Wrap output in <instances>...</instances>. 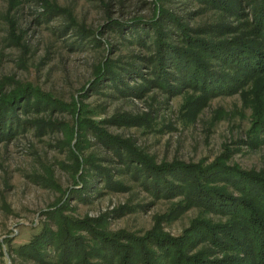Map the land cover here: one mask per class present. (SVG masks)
<instances>
[{"label":"rangeland","instance_id":"1","mask_svg":"<svg viewBox=\"0 0 264 264\" xmlns=\"http://www.w3.org/2000/svg\"><path fill=\"white\" fill-rule=\"evenodd\" d=\"M43 1L57 12H44ZM43 1L9 10L0 0V98L17 87L37 96L33 108L16 109L23 126L0 138V264H118L120 255L103 251L109 243L148 250L157 264H256L263 73L213 64L228 85L210 92L174 79L158 84L152 50L113 25L146 22L162 6L192 36L214 40L237 17L197 0ZM239 18L253 23L246 4ZM108 64L122 81L115 87L105 78L94 88ZM98 133L122 142L121 153ZM133 151L142 162L126 156ZM177 165L217 176L195 172L181 182L159 174L157 183L140 176ZM199 183L236 206L221 211L192 200ZM161 237L170 244L159 245Z\"/></svg>","mask_w":264,"mask_h":264},{"label":"trees","instance_id":"2","mask_svg":"<svg viewBox=\"0 0 264 264\" xmlns=\"http://www.w3.org/2000/svg\"><path fill=\"white\" fill-rule=\"evenodd\" d=\"M23 1L27 3L32 2V0H7L9 10L15 9L19 3ZM197 1L203 4L205 3L214 9L225 11L230 16L234 15L237 17L236 25L220 26V33L222 36L214 40L194 37L187 26L182 25L180 20L173 13L162 8V6L155 16L146 22L138 21L131 25L114 22L113 25L123 36L124 29L127 26L131 32L128 38L133 39H130L131 42H134L136 45L140 46V48L152 50L154 54L150 61L153 68L152 72L156 76V82L158 84L164 82L163 84L169 85L170 81L174 79L182 84H192L204 90L208 89L210 92L217 87L225 86V83L228 85L229 82L227 81V77L218 72L216 73L213 64H219L220 66H224L225 68L229 67L230 69L249 70L253 74L257 71V73L261 72L264 75V0ZM43 2L45 8L43 10L44 12L50 14L57 12L54 6L47 1ZM245 4L250 8L253 17L252 24L244 23V19L241 20V18H239L240 15L243 14ZM10 27L13 29L12 23ZM213 61H215V63H213ZM112 67L113 66L108 64V66H104L97 71L96 82L93 85L94 88L99 81L105 78H108L115 87L122 81L120 78L121 75L112 71ZM171 71L173 75H170ZM15 90L17 91L13 92V94L7 98H0V138L12 135L13 130H16L18 126H23L21 121L17 118L16 109L23 105V110L26 112L30 106L33 108L31 105L32 100L37 98V96L29 94L27 90H22L18 87ZM20 100L21 104L19 103ZM38 101L39 100L35 103L36 109L40 108L38 105L40 103ZM99 135L103 138V144L115 150L113 152L116 154L121 153L120 148L122 149V146H124L122 142L111 136L105 135V133ZM131 153L133 155L128 153L126 156L133 158L135 162H142V159L139 158L140 156L137 153L134 151ZM76 161L80 165L79 159L76 158ZM204 171L198 167L194 168L191 166H164V168H146L143 175L140 176L148 178L146 177L148 175L153 183L158 182L159 179L157 175L159 174H168L181 182H186L190 176H194L195 172H198L199 177L206 181H212L213 178H216L213 177V175H216V171H214L215 173ZM223 171L224 174H227L225 170ZM199 177L197 176V179ZM207 187L209 186L200 183L195 186L193 193L190 194L194 197L192 200L198 199L199 202L206 203L209 208L217 207L221 211H226L236 206L233 199L231 200L232 202H227L228 197L226 194H223V192L218 191L216 193L214 191L215 193H213L212 191H207ZM85 188L86 187H82L81 190L78 189L75 191V194L83 193ZM170 192L171 190L167 189V193ZM255 196L261 205L260 207L264 209L263 183L262 188L256 192ZM247 207H249V205H247ZM256 210V208H251L252 215H258ZM257 220L258 219L254 217L253 222H257ZM259 223L261 224L263 222L258 220L257 225H259ZM89 226L90 225H88L87 228L92 231L93 229ZM261 228L263 232L259 239L258 261L256 264H264V224L261 225ZM95 234L100 238L102 237L104 242L108 241L103 234H101L102 236L99 233ZM163 240L164 241H161L159 245L164 243L170 244L169 239L163 238ZM110 244L111 243L108 244L110 249L103 244V251L113 249L114 253L120 255L118 264H157L155 259L151 258L153 255L151 256L148 250L145 252L137 248L136 250L132 248L127 249L128 247H123V249H121L119 248L120 245ZM140 255L141 258L139 257ZM192 261V264L196 262L194 260Z\"/></svg>","mask_w":264,"mask_h":264}]
</instances>
